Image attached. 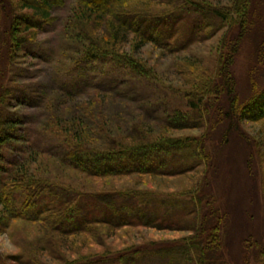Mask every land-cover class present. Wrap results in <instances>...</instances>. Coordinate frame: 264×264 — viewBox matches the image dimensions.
I'll return each mask as SVG.
<instances>
[{
	"label": "rangeland",
	"instance_id": "374dc122",
	"mask_svg": "<svg viewBox=\"0 0 264 264\" xmlns=\"http://www.w3.org/2000/svg\"><path fill=\"white\" fill-rule=\"evenodd\" d=\"M193 1L231 14L234 21L221 25L219 31L209 37L211 29L199 31L209 25V21L205 20L198 27L192 19L183 29L186 35L180 37L178 43L183 44L199 31L197 41L179 53L144 43L136 34L129 35L121 52L145 66L147 70L144 71L149 73L145 78L125 72L111 61L110 65H78L88 44L80 39L69 21L72 10L78 5L77 0H65L63 6L54 7L53 20L46 23L37 36L26 38L29 45L7 70L11 75L5 85L10 90L9 97L4 98L5 115L21 121L14 130L26 140L20 139V143L14 145V152L11 151L14 148L9 151L6 147L0 148L9 162L4 164L5 167L11 161L18 165L17 160H20L19 165L30 163L31 156L36 155L31 175L67 190L88 196L136 194L143 203L149 202L150 198L155 201L169 199L170 204H179L172 210L182 211L179 213L183 219H170L169 223L173 221L184 229L167 231L137 225L114 228L97 224L88 226L83 234L67 237L54 232L49 222H8L0 214V264H20L16 257L21 255L32 264H83L90 258L119 256L127 250L134 253L140 248L150 250L180 242L192 236L194 225L197 228L191 221L194 215L187 216L188 209L184 211L181 207L183 202L193 209L195 205L189 201L196 192L204 202V210L219 211L222 250L227 263L264 264L261 249L264 245V120L234 119V126L233 119L227 116L230 87H233L239 114H245L248 102L264 89V0L247 2L242 19L233 14L237 0ZM9 2L15 4L17 0ZM131 3L136 11L146 7L144 1L141 5ZM157 3H149L155 10L150 12L172 11L170 5ZM4 6L6 3L0 0V8ZM4 14L6 20L7 11ZM131 22L138 25V22ZM14 24L20 25L17 21ZM101 32L96 34L98 41L105 36ZM235 44L238 45L228 63L226 81L220 67ZM2 52L6 54L3 47ZM101 84L123 86L117 85V91L111 95L100 92ZM201 84L209 89L204 101H211L206 106L208 118L191 113L188 101L190 95L198 94ZM216 90L219 95L215 94ZM44 92L47 97L40 104ZM66 93H73V99ZM0 109H3L1 105ZM188 115L190 118L186 119L198 128L173 129L169 125L172 121L171 125L182 123L184 119L179 122L174 119ZM55 118L56 121L64 118L69 126L79 119L84 132L82 138L96 150H103L111 138L138 136L143 131L150 134L152 143L188 140L199 150L204 147L207 158L184 163L182 157L185 154H178L172 160L158 157L151 162L168 170H178L185 164L187 168L193 166L189 173L174 177L148 174L94 177L71 169L70 162L64 158L65 143L52 135L55 131L50 122ZM61 126L54 130H61ZM23 149L27 154L24 158L18 153L21 150L24 153ZM41 151L49 153L42 154ZM139 199L136 197L137 203ZM127 201H118V210L124 206L129 210L134 207L135 203ZM96 209L99 207L94 200L83 208L86 214ZM166 209L162 207L160 211H168ZM106 214L111 218L112 213ZM113 219L110 220L115 222Z\"/></svg>",
	"mask_w": 264,
	"mask_h": 264
},
{
	"label": "trees",
	"instance_id": "16d2710c",
	"mask_svg": "<svg viewBox=\"0 0 264 264\" xmlns=\"http://www.w3.org/2000/svg\"><path fill=\"white\" fill-rule=\"evenodd\" d=\"M3 1L6 6H4L5 9L4 7L0 8V105L3 108L0 109V148L6 147L8 150L14 148V145L20 143V141L25 142L26 138L18 136L14 130L21 121L16 120L14 116L13 118L5 115L7 112L4 109V98L10 95V90L5 85L11 75V71L8 72L7 70L12 68V61L19 57L22 49L29 45V40L26 38L37 36L39 30L46 23L53 20V8L63 6L65 0H17L15 4H10L9 0ZM142 1L146 6L144 10L136 11L133 9L134 6H130L131 2H138L141 5ZM157 1V4L170 5L172 11L154 13L153 4L149 5V3ZM247 2L250 3V0H237L233 14L242 19V13L246 9ZM77 4L72 10L69 21L71 27L78 32L80 39L88 44L84 55L77 64L92 65L99 63L108 65L109 63L110 65L111 61L117 67L122 68L123 71H130L141 76L140 78L149 75L144 71L147 70L145 66L136 62L133 57L131 58V56L129 57L121 52L129 35L136 34L138 38L143 39L144 43H152L172 53H179L197 41L199 31L211 29L208 34L210 37L219 31L221 25L230 22V20L234 21L231 14H223L221 10L206 7L193 0H77ZM151 9H153V13L149 11ZM4 11H7L8 15L6 20ZM243 18H245L244 14ZM192 19H194V25L198 27L205 20H208L210 24L203 26L198 32H194L189 40L183 41V44H179V38L186 35L183 29ZM14 21H17L20 25L16 26ZM131 21L138 22V25L132 24ZM100 30L105 36H102L98 41L95 37L97 33H100ZM237 45L233 46L232 53L223 61L220 67L221 76H224L226 81L228 78L226 69H228V63L233 59V52ZM2 47L6 53L5 55L2 52ZM117 85L119 87L123 86V84H116L110 87L108 84L107 86L101 84L98 88L101 90L100 92L113 95L117 91ZM230 88L231 99L227 116H229V119H233L234 126V119L239 121L241 119L264 120V89L252 101L248 102L245 107V114H239L235 106L236 96L233 87ZM208 90L207 85L204 84L203 86L201 84L198 94L189 96L191 113L208 118L206 106L211 101L204 103L207 96L206 91ZM217 91L215 94L219 95ZM66 94H68L66 96L73 99L72 96L74 95H71L73 93ZM46 97L47 94L44 92V95L41 96L42 100H38L40 104L46 100ZM45 110L47 109L45 108ZM199 116L197 117L199 118ZM186 118L189 119L190 116L174 119L176 122L184 120H182V123L174 125H171L172 121L169 125L173 129L198 128L192 126L194 122H190ZM53 120L50 122L54 127L53 131H55L52 135H56L60 141L65 143L66 154L64 158L70 162L71 169L85 172L94 177L135 174L174 177L189 173L194 169L193 166L187 168L185 164L177 168L178 170H168L163 166H154L151 162L158 157H162L165 161L172 160L173 156L178 154H185L182 157V160H185L184 163L190 159L203 161L207 158L204 147L199 150L198 146L194 147V143L191 144L188 140L152 143L150 134L143 131L138 136L136 134L111 138L103 150H96V148L91 147L90 143H87L88 140L82 138L84 132L80 128L79 119L75 120V123L71 126L64 118H59L57 121L55 118L54 121L57 125ZM60 126L61 130H54L55 127ZM140 128L142 127L140 126ZM11 151L16 150L14 148ZM23 151L24 153L22 150L17 152L24 158L27 154L25 149ZM40 153L48 154L49 152L41 151ZM40 153L36 152V154ZM34 160H37L36 155L31 156L30 163L24 162L19 165L20 160H17L18 165L11 161L10 165L5 167L4 164L6 162L9 164V162L6 160V154L3 151L0 152V214L3 217L5 216L4 219L8 222H49L54 232L67 237L83 234L87 231L88 226L97 224L101 226L110 225L114 228L135 227L137 225L141 227L152 226L157 230L167 231L184 229L181 226H176L173 221L169 223L170 219L183 220L181 213H179L182 211L179 209L172 210L179 204H170L169 199L160 198L159 201H155L154 198H150L149 202L143 203L144 200L139 199L136 194L114 193L88 196L87 194L77 193L76 190H67L65 187L50 184L47 180L34 178L31 175L33 174L31 167ZM199 165L201 166L202 162ZM196 193V195H193V199L189 201V203L195 205L193 209H189L188 203L182 202L181 205L184 211L188 209L187 216L194 215L191 221L196 224L197 228H194L195 225L192 227L193 234L191 237L156 249L143 250L140 248L134 253H131L132 250L126 249L127 251L119 253V256H105L99 259L90 258L85 260L83 264H143L147 262L149 264H228L224 256L225 252L223 253L222 250L221 230L218 220L219 211L212 212L210 209L208 212L204 210L202 208L204 202L200 198L199 192ZM123 196L125 197L123 198ZM136 197L139 199V203L136 202ZM128 199H131V201ZM92 200L96 201L99 210H93L89 214L84 213V205L88 202L92 203ZM121 200L135 203L134 207L136 209L133 207L134 209L130 208L129 210L124 206L118 210L117 202ZM168 206L171 209H166ZM162 207L168 211H160ZM106 212L112 213L111 218L114 217L115 222L110 220L111 218ZM214 220L215 222H213ZM261 249L264 256V245H261ZM16 261L20 264L33 263L23 255L16 257Z\"/></svg>",
	"mask_w": 264,
	"mask_h": 264
}]
</instances>
